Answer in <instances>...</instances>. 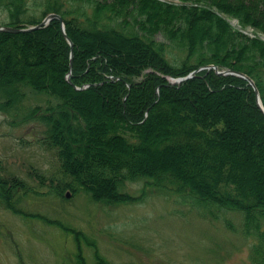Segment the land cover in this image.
Returning a JSON list of instances; mask_svg holds the SVG:
<instances>
[{"label": "trees", "instance_id": "trees-1", "mask_svg": "<svg viewBox=\"0 0 264 264\" xmlns=\"http://www.w3.org/2000/svg\"><path fill=\"white\" fill-rule=\"evenodd\" d=\"M36 1L41 18L55 13L63 19L73 45L72 84L66 80L70 46L58 20L28 33L0 32V114L22 112L18 123L43 125V140L56 149L62 173L94 202L133 204L141 196L119 185L146 181L212 216L239 213L241 233L253 243L249 262L264 264V115L252 87L212 70L179 85L166 80L213 64L251 78L264 107V42L225 19L264 34V0ZM26 2L4 0L10 18L1 25L38 24L35 17H19ZM159 34L179 53L157 41ZM25 87L56 103L24 113ZM1 172L0 203L20 214L15 196L24 183ZM72 183L62 189L75 192ZM69 230L77 250L88 243ZM79 250L78 264H86ZM93 257L92 264H108L95 248Z\"/></svg>", "mask_w": 264, "mask_h": 264}, {"label": "rangeland", "instance_id": "rangeland-1", "mask_svg": "<svg viewBox=\"0 0 264 264\" xmlns=\"http://www.w3.org/2000/svg\"><path fill=\"white\" fill-rule=\"evenodd\" d=\"M3 2L0 26L10 18L2 9ZM35 2L27 0L26 13L19 16L22 20L29 16L42 22L49 15L41 18L42 7ZM241 34L250 36L246 30ZM155 38L171 53H179L172 51L174 44L166 37L159 34ZM23 91L19 110L24 113L56 103L45 93L26 87ZM16 114H0L1 176L17 177L25 190H18L15 196L22 213L0 203V264H78L79 249L69 229L80 231L88 242L80 243L79 250L86 264L94 261L93 248L108 264H250L253 243L241 233L239 213L217 211V216H212L207 210L182 203L176 195L156 191L146 181L119 185L122 192L141 196L133 204L94 202L62 173L56 149L43 140L45 127L18 123L22 112ZM150 158L161 161L153 154ZM67 183L74 185L75 192L62 189Z\"/></svg>", "mask_w": 264, "mask_h": 264}, {"label": "water", "instance_id": "water-1", "mask_svg": "<svg viewBox=\"0 0 264 264\" xmlns=\"http://www.w3.org/2000/svg\"><path fill=\"white\" fill-rule=\"evenodd\" d=\"M52 19H57V20L60 21V23H62V19H61V17L59 15L49 14L47 17H45V19L42 22H40L39 24H37V25H35L33 27L26 28V29H23V28H12V27H0V32H7V33H26V32H30V31L39 29L40 27L46 25ZM68 42L71 45V42L69 40H68ZM70 67H71V65H70ZM193 75H194V73H192L187 78L180 79L179 82H182V81L190 78ZM240 76L243 77V78H245L252 86H254L253 83L251 82V80L248 77H246V76H244L242 74H240ZM257 103L260 106L259 101H258V97H257Z\"/></svg>", "mask_w": 264, "mask_h": 264}]
</instances>
